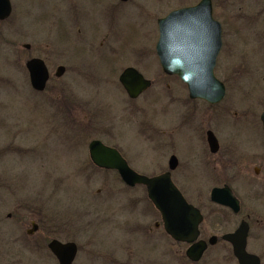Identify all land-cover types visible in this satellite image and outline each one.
I'll return each mask as SVG.
<instances>
[{"label": "rangeland", "instance_id": "1", "mask_svg": "<svg viewBox=\"0 0 264 264\" xmlns=\"http://www.w3.org/2000/svg\"><path fill=\"white\" fill-rule=\"evenodd\" d=\"M64 1L15 0L16 30L23 35L16 41L14 72L8 65L0 70V264H57L47 249L53 239L78 246L74 264H192L185 255L187 246L165 233L145 188H127L116 173L98 171L90 164L88 146L94 138L118 147L130 167L148 177L167 172L170 157L178 158L177 183L191 179V186L180 182V187L193 202L200 199L205 206L201 239L219 238L200 264H238L221 236L233 233L247 216L251 225L247 251L264 264V173L255 177L251 163L237 171L242 179L249 176L251 183L236 184L243 200L239 216L211 206V190L229 178L225 170L215 168L219 167L215 158H209L204 134L211 130L221 139L226 158L238 152L259 158L264 148L246 143L236 152L231 142L237 121L233 113L230 121L218 119L215 110L206 111L203 102L191 101L179 79L163 75L156 56L155 18L200 0H160L159 15L155 0H131L128 6L118 5L125 9L118 22L111 24L104 20L105 1L96 8L94 0ZM135 4L143 8L139 13ZM140 12L154 19L151 27L143 23ZM231 28L224 25L225 49L230 50L234 28L247 39L231 49L236 53L232 62L229 59L232 66L238 61L241 73L242 66L252 67L260 60L255 68L264 70L260 58H247L254 54L255 32L247 34L245 26ZM105 34L108 38L101 47ZM26 44L32 45L35 55L48 59L52 76L59 65L67 68L65 76L52 80L45 93L34 91L30 83ZM117 56L122 59L110 65L109 57L116 61ZM230 56L223 54L222 68ZM131 66L153 82L136 100L129 99L119 82ZM250 67L245 81L250 91L229 90L222 104L226 108L236 104L241 94H250L249 100L256 101L264 96V80L256 87ZM220 72L219 60L218 77ZM242 75L234 79L239 81ZM12 76L13 83L8 85ZM55 86L58 93H52ZM74 128L80 132L75 152L67 140Z\"/></svg>", "mask_w": 264, "mask_h": 264}, {"label": "water", "instance_id": "2", "mask_svg": "<svg viewBox=\"0 0 264 264\" xmlns=\"http://www.w3.org/2000/svg\"><path fill=\"white\" fill-rule=\"evenodd\" d=\"M160 39L157 43V55L163 71L178 76L188 87L191 99H202L211 104L221 102L225 87L214 74L216 60L222 47V31L219 22L213 18L211 0H201L193 7L173 11L159 20ZM31 84L40 90L48 80V70L44 62L34 59L27 63ZM64 68H59L57 76H62ZM120 82L129 97L135 99L151 86L136 69L128 68L120 76ZM264 119V116H263ZM209 143L212 152L218 144L211 134ZM92 162L103 169L116 170L128 186L144 185L155 208L160 212L164 230L175 241L191 244L186 255L198 262L208 247V243L199 240V226L203 217L198 209L190 205L171 179V172L149 178L132 170L120 153L93 141L89 147ZM176 168V158L170 160V171ZM212 201L239 211V203L228 187L215 188ZM36 228V225H34ZM248 225L242 223L233 234L223 236V240L233 247V253L239 264H261L258 256L249 254L247 248ZM216 237L209 240L214 245ZM60 264H72L77 255L74 243L62 244L52 241L49 245Z\"/></svg>", "mask_w": 264, "mask_h": 264}, {"label": "flooded vegetation", "instance_id": "3", "mask_svg": "<svg viewBox=\"0 0 264 264\" xmlns=\"http://www.w3.org/2000/svg\"><path fill=\"white\" fill-rule=\"evenodd\" d=\"M62 1L65 2L64 0H62ZM94 1L96 3H98V5L96 6L95 4H92L93 8H96L99 5L101 7L102 6L101 3H103L104 1L106 2L105 4H106L107 7L110 6V8H109L110 12H107L108 10H107L106 6L103 7L106 10V17L104 18V20H107L110 24L118 22L119 17L122 16V12L125 9L124 7L123 8L118 7V5H124V6L127 5L128 6V3H130V2L132 3L133 2L131 0H94ZM155 4L157 6L154 5L155 6L154 8L157 10L158 15H159L161 13V11H158L159 8H160V0H155ZM135 5H136V9H135L136 13L138 11H140V9H143V8H140L138 6V4H135ZM191 6H194V5H191ZM191 6H186V7H191ZM15 7H16L15 0H0V62H1L0 63V70H2V71H5L6 65H8L7 68L8 67L12 68V71L14 72L15 60H16V51H17L16 41H17L18 36H22L23 35V34L18 35V32L16 30V24H17V21L19 20V18L17 17L16 11H15V9H16ZM186 7H182V8H186ZM182 8H178V9H182ZM212 8H213L214 19L217 22L220 23L221 31H222V47H221V50H220L219 55L217 57L216 66L214 68V74H215V77L220 82L223 83V85L225 87L226 95H225V98L220 103H217V104H211V103H208L205 100H200V99H195L194 100V99H191L190 97H189V99L191 101L203 102L205 104V106L208 108L206 111L215 110V112L217 113V117H215V118H218V119L219 118L227 119V120L229 119V121H230V115H231V113H233V118H234V120H237V121L234 124L235 133H233V135H232L234 137L231 139V142H233L232 145L234 146L236 152L239 151L246 143L250 144V145L253 144L252 146H255V149L264 148V119H263V116H264V96L257 97V98H260L261 100L256 101L255 100L256 98H252L253 100L252 99L249 100V97L251 96L250 94L249 95H247V93L246 94H241L242 97H241L240 100H238L236 102V104L231 105L228 108H226L225 106L222 105L223 102L226 100V97L228 95V91L231 90L232 88H233V90H238V91H242V90H244V88H246V89L248 88V87L245 86V81L250 75V70H249L250 66H248V67L242 66V72L240 73L238 71V68L241 65L239 66L238 61L236 63H233V66L231 64V62L233 60V57L236 56V53L233 52V50H231V49H233L235 47H239V46H241L242 43L244 44V43L247 42L246 41L247 40L246 37L244 35L239 34L238 31L234 28V26H236V27L237 26H245L246 29H247V32H248L247 34H251V33L255 32V34H252L253 35L252 36L253 40L251 41L252 42V47L254 49V52H253L254 54L252 56L247 57V58L248 59L249 58H253V57L258 58V59L260 58L261 59V64L264 66V52H263V48H262V47H264V0H212ZM217 9H220V10H219V14L217 13L218 15H217V19H216L215 12L217 11ZM167 15H165V16H167ZM149 16H151V15L149 14ZM218 17L221 18L222 21H220L218 19ZM140 18L143 20V23L146 24L147 26L151 27L153 25L154 19L148 17V15L146 16L142 12H140ZM160 19L161 18L159 16L157 17V19L155 18V25H156V28H157V42H158L159 37H160V27H159V20ZM104 20H103V22H104ZM100 24H97V26L100 25ZM224 25H229L230 28L232 27L231 30H233V28H234V31L237 32L236 34H234V31H233V34L230 35L231 36L230 40L232 39L231 40L232 41L231 44L228 45L230 50L225 49L227 44L225 43V40H224ZM75 27H77V25H75ZM94 35H95V37H97V39L101 37L99 33L94 34ZM103 38L105 39V41L104 42L101 41V43L99 44L101 47H103L105 45V42H106V40L108 38V35L105 34ZM257 48H258V53H257V51H255V49H257ZM24 49L29 54V59L26 61V65H27V63L29 61H31L33 59H40V60H42L44 62V64L47 67V70L49 72V78H48L47 83L45 84L44 88L41 91H37V92L45 93L46 89L48 87V84H50V82H52V80H53V82H56V81H59L61 78H63L65 76V74L67 72V68L65 66L59 65V67H63L64 70H65L62 77H57L56 76V72L52 76L51 75L52 66L50 65V62L48 61V59L41 58L40 57L41 55H35L36 52H33L32 45L30 46L29 44H26V45H24ZM103 52H105V51H103ZM226 52L232 54V56L228 57V59L226 61L227 65L223 66V68H222L221 67V62H222L221 58H222L223 54L226 53ZM117 53H118V55H120L119 52H117ZM156 56L158 57L157 50H156ZM109 58H110V62L109 63L112 66H115V63H118V61H120L122 59L120 56L116 59V61L111 59V57H109ZM229 59L231 60V62H230ZM219 60H220V70L222 71L220 73H221L222 77H218L217 73H216V69L218 68ZM158 61H159V66H160L159 57H158ZM259 61L260 60H258V62L255 63V66L250 67L253 70V74L256 76L255 77V86L256 87H257L258 84H261V82L264 80V76H263L264 75V70H261L260 67L259 68H255L256 66L259 65ZM58 64H60V63H58ZM26 65H25V68H26L27 74L29 76V72L27 70ZM243 65H245V64H243ZM59 67H57V69ZM109 68H110V71L112 72L113 69L110 66H109ZM132 68H135V67H132ZM160 68H161V66H160ZM135 69L137 71H139L137 68H135ZM263 69H264V67H263ZM161 71H162L164 76H169V75H166L163 72L162 68H161ZM13 72H12V74H14ZM240 74H244V75L241 76V78H242L241 80L237 81V78L234 79L235 76L240 75ZM258 75H260V77H258ZM171 77H176L177 79L180 80V78L178 76H171ZM13 79H14V77L12 76V78L9 80L8 85H11V82L13 83ZM54 79H55V81H54ZM151 83H152L151 86H153V82L152 81H151ZM181 83L188 90L187 86L182 81H181ZM248 84H250L249 88L251 90H254L251 87L253 85H251L250 81L247 82V85ZM151 86H150V88H151ZM57 89H58V87L55 86L52 89V93H54V92L58 93L60 90L58 91ZM148 90L143 92L140 96H142ZM248 91H250V90L247 89L246 92H248ZM138 98H136V99H138ZM129 99L130 100H136V99H131V98H129ZM236 107H241V108L243 107V108L242 109H237ZM218 125H219V127H221L219 122H218ZM74 126H75V124H74ZM243 128H245V131L243 130ZM77 129L78 128H74V131L72 132V134L71 135H67V140H70L69 143H72L73 148H75L73 150L74 152L80 146V142H79L80 132L78 131L79 129L78 130ZM246 132H248V133H246ZM209 133H211L216 138V141H217V144H218V149H217L216 152H212V150H211L210 143H209V137H210ZM66 134H68V133H66ZM204 136H205V144H206L208 152H209V158L214 157L216 162L219 165V167H215V168H220L221 170H225V172H226V174L228 175V178H229L228 180L224 181L220 186H217L215 188L229 187V189L232 192L233 197L238 201L240 209H239L238 212H235L230 207L214 203L212 201V199H211V192H212V190L214 188L210 192V197H209V202L210 203L209 204L211 206L222 207L225 210H227L228 212H230L231 214H233L234 216H239L242 213V204H243L242 201L243 200H242V198L240 196V193L235 189L236 188V184L239 181H241V180H244V182L246 184H248V185H251V183H250V180H249V178H250L249 176L243 177V179H242V177H240L242 175H236V173H237V171L242 170L246 166V164L251 163V165L253 164V167H254L253 168L254 176L255 177H260L262 175V173H264V159H263L264 156H261L259 158L258 157H252V156H244V155H241L238 152L237 155L235 153H231L228 156V158H226L221 153L222 152V148H223V144H222L221 139L219 137H217L216 134L213 131H211V130H207L205 132ZM62 139H63V136H62ZM94 140H99L104 145H106L108 147H111L113 149H116L120 153V155L129 164L128 158L124 155L125 153L123 151H121L118 147L111 146V145L107 144L106 142H104V141H102L100 139H95L94 138L92 141H94ZM243 140H244V142H243ZM90 143H89V145H90ZM172 157L176 158V168L173 171H171L172 181L179 188V190L182 192V194L184 195V198L186 199V201L188 203H190L191 205H193L194 207H196L197 209L200 210L201 214L203 215L204 221H205V215H204L205 214V211H204L205 206H204L203 202L200 199L197 200V202H193L186 195L184 190H182V188L180 187V184H179L180 182L182 183V185L184 184L186 186H191L193 184L191 182V179L189 180V182H184L181 179L177 183V181H176V179L174 177V174L180 169V163H179L178 158L173 155L169 159V165H170V160L172 159ZM198 160H199V158H198ZM225 160H228L229 162H224ZM90 164L94 168H96V170L105 171V172H114V173H116L119 176V174H118V172L116 170H113V169H100V168L96 167L94 164H92V162ZM213 164H215V163H213ZM189 165H190V163L188 164V166ZM188 169H189V167H188ZM163 173H165V172H163ZM120 180H121L122 183H124L121 178H120ZM126 186H127V188H136V187L145 188L143 186H138V185L134 186V187H130L128 185H126ZM145 190H146V188H145ZM152 206H153V204H152ZM153 208H154V210H156L154 206H153ZM9 217H11V216L9 215ZM248 217H250V216H247L245 219H242L241 222H240V225L243 222L248 225V229H249L248 239H249L251 225L248 222V219H249ZM204 221H203V223H204ZM203 223H202V225H203ZM202 225L200 226L201 234H202V230H201L202 229ZM240 225L238 226V228L240 227ZM155 226L158 227L159 224H156ZM27 233L31 234L32 232L31 231L30 232L27 231ZM228 234H231V233H228ZM225 235H227V234H225ZM225 235H223V236H225ZM223 236H221V240L222 241H224L222 239ZM248 239H247V246H248ZM50 242L47 244V249L49 250V252L53 256V258H55L57 264H59L58 260L56 259L54 254L49 249ZM218 242H219V238L217 239L216 243L214 245H211V246L217 245ZM226 243H228V242H226ZM186 246H187V248L189 247V245H186ZM211 246H208L206 252L208 251L209 247H211ZM77 250H78V253H79L78 246H77ZM206 252L204 253V255L206 254ZM200 262L197 263V264H200ZM261 264H262V261H261Z\"/></svg>", "mask_w": 264, "mask_h": 264}, {"label": "bare ground", "instance_id": "4", "mask_svg": "<svg viewBox=\"0 0 264 264\" xmlns=\"http://www.w3.org/2000/svg\"><path fill=\"white\" fill-rule=\"evenodd\" d=\"M176 243H179V242H177V241H175ZM192 264H197V262H195V261H193V260H191V259H188Z\"/></svg>", "mask_w": 264, "mask_h": 264}]
</instances>
